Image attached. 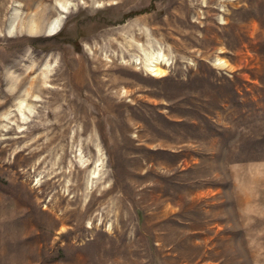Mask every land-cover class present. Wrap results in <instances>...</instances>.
<instances>
[{
  "label": "rangeland",
  "instance_id": "1",
  "mask_svg": "<svg viewBox=\"0 0 264 264\" xmlns=\"http://www.w3.org/2000/svg\"><path fill=\"white\" fill-rule=\"evenodd\" d=\"M0 264H264V0H0Z\"/></svg>",
  "mask_w": 264,
  "mask_h": 264
},
{
  "label": "bare ground",
  "instance_id": "2",
  "mask_svg": "<svg viewBox=\"0 0 264 264\" xmlns=\"http://www.w3.org/2000/svg\"><path fill=\"white\" fill-rule=\"evenodd\" d=\"M62 12H66V8L62 9ZM63 20H64V16H60L59 18L51 21L46 29V32L48 35H53V34H56L61 28H62V25H63ZM10 32H13V28H14V22L12 23V25L10 26ZM30 28L32 31H35L37 30L38 28V25H36L35 22H33L31 25H30ZM154 70H158V68L154 69Z\"/></svg>",
  "mask_w": 264,
  "mask_h": 264
}]
</instances>
